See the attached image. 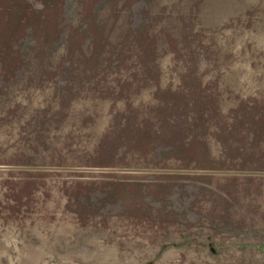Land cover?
<instances>
[{
    "label": "rangeland",
    "instance_id": "obj_1",
    "mask_svg": "<svg viewBox=\"0 0 264 264\" xmlns=\"http://www.w3.org/2000/svg\"><path fill=\"white\" fill-rule=\"evenodd\" d=\"M258 245L264 0H0V264Z\"/></svg>",
    "mask_w": 264,
    "mask_h": 264
},
{
    "label": "trees",
    "instance_id": "obj_2",
    "mask_svg": "<svg viewBox=\"0 0 264 264\" xmlns=\"http://www.w3.org/2000/svg\"><path fill=\"white\" fill-rule=\"evenodd\" d=\"M244 248L246 249L247 247ZM257 248L259 249V251L264 252V245H258Z\"/></svg>",
    "mask_w": 264,
    "mask_h": 264
}]
</instances>
